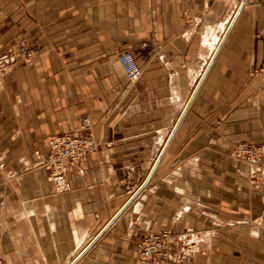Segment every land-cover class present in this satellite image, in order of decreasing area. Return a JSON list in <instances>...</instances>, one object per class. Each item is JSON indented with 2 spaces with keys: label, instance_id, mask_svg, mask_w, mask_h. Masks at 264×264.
<instances>
[{
  "label": "crops",
  "instance_id": "crops-1",
  "mask_svg": "<svg viewBox=\"0 0 264 264\" xmlns=\"http://www.w3.org/2000/svg\"><path fill=\"white\" fill-rule=\"evenodd\" d=\"M242 2L0 0L6 264L82 255L150 174ZM232 25L153 177L75 264H143L136 242L160 230L195 239L184 264H264V193L233 153L264 146V0H247ZM20 36L36 49L31 62L8 50ZM122 50L142 68L135 83ZM65 132L100 144L54 176L48 142Z\"/></svg>",
  "mask_w": 264,
  "mask_h": 264
},
{
  "label": "built area",
  "instance_id": "built-area-1",
  "mask_svg": "<svg viewBox=\"0 0 264 264\" xmlns=\"http://www.w3.org/2000/svg\"><path fill=\"white\" fill-rule=\"evenodd\" d=\"M24 40V39H23ZM22 55L31 60L36 52L24 40L21 42ZM125 58H128L127 60ZM119 63L129 82L135 83L142 76V68L130 50H122L118 54ZM264 76V69L257 71ZM84 130L89 128L88 117L82 121ZM99 141L85 133H60L52 136L48 142L49 152L45 159V167L51 175L61 176L68 167L76 166L80 160L99 148ZM234 155L242 158L250 170V178L264 174L261 160L264 157V146L240 143L234 148ZM192 236H178L171 230H160L142 235L136 242L139 259L143 264H184L191 262L197 249ZM0 264L5 260L0 256Z\"/></svg>",
  "mask_w": 264,
  "mask_h": 264
},
{
  "label": "water",
  "instance_id": "water-1",
  "mask_svg": "<svg viewBox=\"0 0 264 264\" xmlns=\"http://www.w3.org/2000/svg\"><path fill=\"white\" fill-rule=\"evenodd\" d=\"M247 0H243V2L240 4V6L238 7V11L235 15V17L233 18L228 30L226 31V33L224 34L223 38H222V42L220 43V45L218 46V48L216 49V51L214 52V56L211 58V60L209 61L208 65L205 68V72L203 73V75L201 76V78L198 80L197 82V86L195 87V90L192 92V94L189 97V101L187 102L186 106L183 108V110L181 111V115L178 118V120L176 121L172 132L170 133L169 137L167 138V141L165 142V146L163 147L162 151L160 152V154L158 155V157L156 158L157 160L155 161V163L153 164L152 169L150 170V174L148 175V177L146 178V180L140 185L139 190L127 201V203L125 204V206L114 216V218L111 220V222L100 232V234L97 236V238H95L87 247L86 250H84V252L82 253V255H80L76 260H78L81 256H83V254L90 249V247L97 241V239L103 234L104 230H106L111 223H113L117 217L125 210V208L130 204V202L138 195L140 194V192L144 189V187L149 183V181L151 180V178L154 175V171L157 168V166L159 165V163L162 160V156L164 155V153L167 150V147L169 146L170 141L172 140V138L174 137V135L176 134L178 127L180 126L182 120L184 119V117L186 116V113L188 111V109L190 108L191 104L194 101L195 95L197 94L198 90L201 88L202 83L204 81V79L206 78V76L209 73L210 67L213 64L214 60L217 57V53L220 50L222 43L224 42V38L227 36L228 32L230 31L231 27L233 26L232 24L235 22L238 14L240 13L242 7L244 6L245 2ZM76 260L74 262H76ZM73 262V264H75Z\"/></svg>",
  "mask_w": 264,
  "mask_h": 264
},
{
  "label": "rangeland",
  "instance_id": "rangeland-1",
  "mask_svg": "<svg viewBox=\"0 0 264 264\" xmlns=\"http://www.w3.org/2000/svg\"><path fill=\"white\" fill-rule=\"evenodd\" d=\"M27 42V44L30 45V47L32 46L28 40L25 38V37H18L16 38L13 43H11L12 45L10 46V48L8 49L15 57V60L14 61H23V62H27V61H30L29 58H25L23 55H22V50H21V42L24 41V40ZM34 47V46H32ZM35 49V47H34ZM36 50V49H35ZM36 53V52H35ZM35 55V54H34ZM31 62V61H30ZM122 67V66H121ZM262 80L264 81V76L263 75H259ZM172 92H173V89H172ZM264 155V154H263ZM242 159V158H241ZM264 170V166L262 165V168ZM249 170V169H248ZM250 171V170H249ZM249 184L252 185L253 189H258L259 191H263L264 193V174L262 172V174L259 176L257 175L256 177H253L252 179L250 178V172H249ZM264 243V237H263V241ZM2 256V255H0ZM3 257V256H2ZM6 264V263H5Z\"/></svg>",
  "mask_w": 264,
  "mask_h": 264
},
{
  "label": "clouds",
  "instance_id": "clouds-1",
  "mask_svg": "<svg viewBox=\"0 0 264 264\" xmlns=\"http://www.w3.org/2000/svg\"><path fill=\"white\" fill-rule=\"evenodd\" d=\"M126 60L128 59V58H125ZM121 64L123 63V62H120Z\"/></svg>",
  "mask_w": 264,
  "mask_h": 264
},
{
  "label": "bare ground",
  "instance_id": "bare-ground-1",
  "mask_svg": "<svg viewBox=\"0 0 264 264\" xmlns=\"http://www.w3.org/2000/svg\"><path fill=\"white\" fill-rule=\"evenodd\" d=\"M213 56H214V54H213ZM213 56H212V57H213ZM196 86H197V85H196ZM196 86H195V87H196ZM194 90H195V89H194ZM185 106H186V105H185Z\"/></svg>",
  "mask_w": 264,
  "mask_h": 264
}]
</instances>
